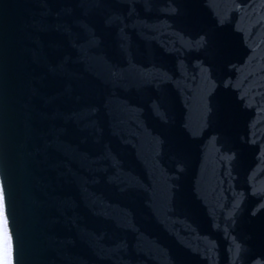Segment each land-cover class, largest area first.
Returning <instances> with one entry per match:
<instances>
[{"label":"water","instance_id":"1","mask_svg":"<svg viewBox=\"0 0 264 264\" xmlns=\"http://www.w3.org/2000/svg\"><path fill=\"white\" fill-rule=\"evenodd\" d=\"M0 264H264V0H0Z\"/></svg>","mask_w":264,"mask_h":264},{"label":"snow or ice","instance_id":"2","mask_svg":"<svg viewBox=\"0 0 264 264\" xmlns=\"http://www.w3.org/2000/svg\"><path fill=\"white\" fill-rule=\"evenodd\" d=\"M5 208V197L2 191H0V214H3V210ZM7 227H8V222L6 219V215L5 218L3 220V244L5 247V251L6 253L10 256L11 255V237L8 235L7 233ZM4 264H12V260L6 259Z\"/></svg>","mask_w":264,"mask_h":264},{"label":"bare ground","instance_id":"3","mask_svg":"<svg viewBox=\"0 0 264 264\" xmlns=\"http://www.w3.org/2000/svg\"><path fill=\"white\" fill-rule=\"evenodd\" d=\"M4 258L8 259V254L6 253V251H4Z\"/></svg>","mask_w":264,"mask_h":264}]
</instances>
